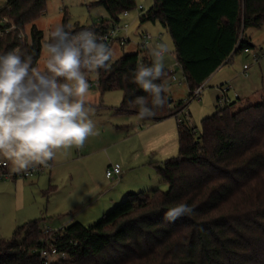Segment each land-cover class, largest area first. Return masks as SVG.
Masks as SVG:
<instances>
[{"label": "trees", "instance_id": "16d2710c", "mask_svg": "<svg viewBox=\"0 0 264 264\" xmlns=\"http://www.w3.org/2000/svg\"><path fill=\"white\" fill-rule=\"evenodd\" d=\"M49 0H8L0 11L17 29L30 26L28 37L18 31L0 36V53L21 49L36 64L42 33L34 23ZM106 19L87 28L65 27L76 33L106 27L135 7L134 0H97ZM140 23L158 22L168 34L188 89V99L238 52L253 48L245 32L264 22V0H152ZM97 24V25H96ZM1 29V27H0ZM146 53L123 54L93 73L102 95L121 92L117 114L135 115L130 101L147 96L131 79ZM162 83L170 79L167 70ZM90 72H86L89 74ZM166 104L151 118L157 123L175 117L185 102ZM218 102V98H217ZM225 104L201 122V132L177 122L178 155L154 169L168 185L159 190L128 193L94 225L75 222L45 234L40 221L17 227L9 240L0 238V264H42L39 251L55 247L67 255L52 264H264V98L234 110ZM177 203H186L190 214L169 218Z\"/></svg>", "mask_w": 264, "mask_h": 264}, {"label": "rangeland", "instance_id": "374dc122", "mask_svg": "<svg viewBox=\"0 0 264 264\" xmlns=\"http://www.w3.org/2000/svg\"><path fill=\"white\" fill-rule=\"evenodd\" d=\"M95 2L97 0H49L46 2L45 12L34 23L36 29L42 33L37 66L43 67V46L51 27L57 24L62 25L63 19H65V27L69 30L87 28L98 19H106L103 8L91 6ZM134 2L136 8L141 7L143 10L134 9L128 12L127 18H120L121 24L129 25L131 42L135 45L141 33L151 36L160 35L168 52L173 55V45L163 27L158 22L140 23L138 20V17L151 7L152 0H134ZM29 29L30 26H27L23 31L28 40ZM245 36L253 48L233 55L229 63L220 67L203 84L199 95H194L190 99H188V89L181 70L173 67L174 57L167 54L164 59V70L173 69L177 83H171L168 80L165 92L173 103L185 102V108L177 116L157 123L143 122L135 115L117 114L121 92L115 90L101 95L95 86V73L86 74L90 85L87 103L94 109L90 116L95 124V134L87 137L83 145L67 148L65 156L58 157L59 154L55 152L54 158L51 159L52 175L55 180L51 182V186L47 185L48 179L40 186L31 187L33 189L25 186H0V216L5 215L8 220L7 227L0 231V238L9 240L17 227L35 220L40 221V229L44 226L52 230L58 229L60 224L71 216L68 214L70 207H75L74 211H76L72 213L82 216L84 227L96 224L101 218L89 219V212L93 211L94 205L105 202L106 195L103 193L113 183L104 177L106 167L109 165L119 166L124 175L125 168L136 162L133 165L135 169L130 172L128 180L142 179L147 183L151 180L144 189L130 193L152 189L162 193L167 192L168 185L161 181L154 167L178 155L177 120L184 121L185 126L193 128L195 134H199L201 122L221 107L220 89L228 88L225 97L227 104L235 102L234 110L245 105H254L264 98L263 96L260 99V96L264 95V56H261L264 52V22L259 28L247 29ZM133 44L121 48L112 47L111 62L116 61L123 54L133 52L135 50ZM244 66L247 67L245 71H243ZM105 143L116 144L113 149L108 150ZM86 145H89L91 149H86ZM98 148H102L101 153H94L86 160L81 159L86 153L94 152ZM63 158L65 163L57 165L56 161ZM88 170L93 171L94 182ZM41 176H48V171ZM35 179L36 177L23 179V182L30 183ZM4 181L9 180H0V182ZM93 184L100 189V193L91 190ZM125 195L117 199L114 206L122 202Z\"/></svg>", "mask_w": 264, "mask_h": 264}, {"label": "clouds", "instance_id": "9594fccd", "mask_svg": "<svg viewBox=\"0 0 264 264\" xmlns=\"http://www.w3.org/2000/svg\"><path fill=\"white\" fill-rule=\"evenodd\" d=\"M43 67L21 49L0 53V166L14 171L46 166L58 149L79 147L95 134L87 103L90 85L86 72L109 66L113 50L94 32L51 27L44 43ZM150 63H140L132 82L147 93L130 101L138 120L151 118L166 102L164 59L167 46H148ZM186 203H177L166 215L190 214Z\"/></svg>", "mask_w": 264, "mask_h": 264}, {"label": "built area", "instance_id": "2783aa9c", "mask_svg": "<svg viewBox=\"0 0 264 264\" xmlns=\"http://www.w3.org/2000/svg\"><path fill=\"white\" fill-rule=\"evenodd\" d=\"M7 1L8 0H0V11L3 10L6 5H7ZM138 11H142L143 9L141 7H137ZM128 17V13L125 12L123 13L120 18H127ZM99 23L97 22V27L94 30H89L94 32L98 37L101 38L102 42H104L105 44H107L110 48L112 47H124L125 45H131L133 44L131 42V38L129 36V25L124 23L121 24L119 23H113L111 25H108L106 27H100L99 28ZM0 36L12 31H18V37L22 38L24 37V33L23 31L19 30L16 28V26L13 24V22L9 19H7L6 17H1L0 16ZM156 43H163L161 36L156 35V36H151L147 33H141L138 36V42L134 45L135 47V51L138 54V58L140 59L142 56H144L147 53V48L150 45L156 44ZM168 54L172 57V55L168 52ZM261 56H264V52L261 54ZM256 59V57H254ZM174 61V60H173ZM141 63L140 60H138V65ZM173 67L174 68H179V65L177 62L174 61L173 63ZM247 69L246 66L243 67V71H245ZM169 75H170V82L171 83H177V78L174 76L175 71L172 69L170 71H168ZM244 75H246L244 73ZM180 84V83H178ZM95 86H97V83L95 84ZM203 86V85H202ZM202 86L197 89L196 91L193 92V96H198L200 93V90L202 88ZM226 91H228V88L226 89H220V93H221V107L224 106L225 104H227V99L225 97ZM178 123L181 122V120H177ZM5 166H0V180L1 179H6L9 176L3 173V168ZM43 169L39 166H34V167H30L27 170H24L23 172L18 174L19 178L22 179H31L37 175H39L40 173H42ZM120 168L117 165L114 166H109L106 169L105 172V177L107 179H111L113 177L119 178L120 175ZM43 232L45 234L51 233V231L48 230H43ZM39 258L42 260V264H52L55 263L57 261H64L67 259V255L63 252H59L55 247H47L44 249H41L39 251Z\"/></svg>", "mask_w": 264, "mask_h": 264}, {"label": "crops", "instance_id": "0c3cea01", "mask_svg": "<svg viewBox=\"0 0 264 264\" xmlns=\"http://www.w3.org/2000/svg\"><path fill=\"white\" fill-rule=\"evenodd\" d=\"M169 44H170V42H169ZM263 96L264 95H261L260 99ZM115 144L116 143H105V145H106L108 150L113 149ZM86 149H91V147L89 145H86ZM101 149L102 148H98L94 152H88L85 155H83V157L81 159L82 160H86L87 158L90 157V155H93L94 153L95 154L96 153H101V151H102ZM56 153L59 154L58 157L63 156L66 153V149H63V148L62 149H58V150H56ZM56 163H57V165H63L65 163V160L63 158L62 160L56 161ZM135 164H136V162H134L131 165L127 166L125 168L126 172L124 173V175L122 174V172H120L119 178L113 177L111 179H107L105 177V175H104V177H105V179L107 181H112L113 183H111L110 188H107L105 190V192L103 193V195H106V197L104 198L105 202H100L98 205L97 204L94 205L93 211L89 212L90 213L89 219H99V218H101L103 215H105V213L107 211H109L110 209H112V207H114V205H115L114 203H115V201L117 199H119L120 197H123L125 194H128L130 192H133V191H136V190H140V189H144L145 187H147L149 185V182H151V180H149L148 183L145 182L142 179L128 180V176H129L130 172L133 169H135V166H133ZM36 166L41 167L43 169V171L39 175L35 176L36 179L34 180V182H30V183L23 182V179H21V178H19V179H21L22 181L18 179V174L23 172L24 170H22V171H14L13 168L11 167V165L5 166L3 168V173L9 176L8 178L5 179V180H9V181L0 182V186H13V187L25 186V187L31 188V187H33L35 185H36V187L38 185L40 186V184L45 183L47 181V179H48L47 185L51 186V182H53L55 180L54 179L55 177H53V175H52V171L53 170L51 169V160L48 161L46 166H44V165H36ZM109 166H107L106 169ZM59 168H61V166ZM46 171H48V176H46V177H44V176L42 177L41 176L40 177V175L43 174ZM88 172H89V176L92 178L93 177V171L92 170H88ZM77 176H78V179H79V174ZM35 177H33V178H35ZM25 180H28V179H25ZM71 181H72V179H71ZM92 181L94 182L93 178H92ZM31 189H33V188H31ZM91 190H93L96 193H100V189H98L95 184H93ZM147 191H151V190H147ZM147 191H142V192H147ZM74 209H75V207H70L69 208L68 214L71 215V216L69 218H67L66 220H64L60 224V228L52 230V228L50 229L49 227L44 226L42 228V230H48V231H51V232H56V231H59V230L65 228V227H67L70 224L75 223V222H77V223L80 222L79 224L84 226L85 223H84V220H82V216H80V214L72 213V212L76 211V210L74 211ZM7 224H8L7 217H5V215H1L0 216V231H2L3 228L7 227Z\"/></svg>", "mask_w": 264, "mask_h": 264}, {"label": "water", "instance_id": "95a60500", "mask_svg": "<svg viewBox=\"0 0 264 264\" xmlns=\"http://www.w3.org/2000/svg\"><path fill=\"white\" fill-rule=\"evenodd\" d=\"M252 46V45H251Z\"/></svg>", "mask_w": 264, "mask_h": 264}]
</instances>
